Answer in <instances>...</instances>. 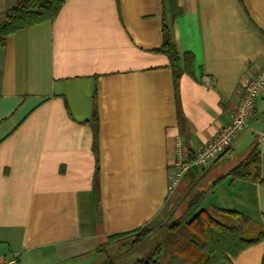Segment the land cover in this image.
I'll use <instances>...</instances> for the list:
<instances>
[{"label":"crops","instance_id":"crops-1","mask_svg":"<svg viewBox=\"0 0 264 264\" xmlns=\"http://www.w3.org/2000/svg\"><path fill=\"white\" fill-rule=\"evenodd\" d=\"M17 1L0 0V14ZM163 22L179 55L194 57L192 73L176 82L157 51ZM262 66L264 0H63L53 20L8 35L0 46V255L12 264H102L108 235L163 223L192 183L222 177L254 142L263 177L264 90L226 150L169 190L175 142L192 158ZM220 162L231 166L211 174ZM200 207L261 224L264 187L223 177ZM156 226L151 233L165 230ZM263 251L264 241L219 264H260Z\"/></svg>","mask_w":264,"mask_h":264},{"label":"trees","instance_id":"trees-1","mask_svg":"<svg viewBox=\"0 0 264 264\" xmlns=\"http://www.w3.org/2000/svg\"><path fill=\"white\" fill-rule=\"evenodd\" d=\"M62 4L63 0H18L13 6L7 7L0 14L4 18L0 22V46L4 45L8 35L17 30L53 20ZM157 51L168 57L174 82L182 73H192L193 55L190 53L179 55L165 22L162 24V42ZM92 115L95 125L94 111ZM223 177H230L232 180H248L264 187V176H261V160L255 142L225 175L217 177L205 189L198 191L188 200L185 197L189 194L190 189L186 190L181 199L182 210H178L179 213L176 216L173 214L178 205L168 211L164 210L163 215L167 219L161 224L157 223L156 227L163 226L166 233L176 232L183 227L187 228L189 232L185 245L184 243L176 245L175 241H169L164 249L161 245L149 257L136 259L130 264H219L222 261L235 258L248 247L264 241V216L263 222L260 224L234 210L215 209V213L212 214L207 209L200 207L205 196ZM171 217L175 218L169 221L168 218ZM154 228L155 225H145L111 234L107 236L105 242H113L130 235L134 236L135 242H138L147 237ZM102 264L115 263L106 261ZM260 264H264V251Z\"/></svg>","mask_w":264,"mask_h":264},{"label":"built area","instance_id":"built-area-1","mask_svg":"<svg viewBox=\"0 0 264 264\" xmlns=\"http://www.w3.org/2000/svg\"><path fill=\"white\" fill-rule=\"evenodd\" d=\"M208 84V79H204ZM264 90V66H262L254 76L245 79L241 84V90L238 102L228 110L227 121L223 124L215 135L196 149L194 156L190 160H184L180 142H175V158L171 162V178L169 181V190L176 187L182 174L192 166L206 167L215 160L230 145L236 134L241 131L247 123V119L254 108V102L261 91ZM264 141V136H260ZM264 152V146L261 149ZM2 264H12L14 258H8L0 255Z\"/></svg>","mask_w":264,"mask_h":264},{"label":"rangeland","instance_id":"rangeland-1","mask_svg":"<svg viewBox=\"0 0 264 264\" xmlns=\"http://www.w3.org/2000/svg\"><path fill=\"white\" fill-rule=\"evenodd\" d=\"M229 165L231 166L229 162H220L210 169V173H216V175H218L223 171V169L225 170L226 167H229ZM205 187V181L202 178L197 179L196 182L192 183V185L190 186V192L186 196V200H188L189 197L195 195L198 191L205 189ZM209 194H207L205 198ZM205 198L203 199V201L205 200ZM178 210H182L181 204H178V207L176 208V211L173 215L176 216L179 213ZM163 218L167 219L165 216ZM174 218L175 217H171L168 218V220L172 221L174 220ZM157 223L158 220L153 221L151 224H148V226L157 225ZM188 232V229L185 227L172 233H166L165 230L160 229L156 230L153 233H150L147 237L138 242L134 241L135 238L134 236L131 237L132 235L113 242H104L100 246V258H102L104 261H113L115 264H130L133 263L136 259L149 257L156 250V248L161 245L164 249V247H167V245L169 244V241H175L176 245L178 243H184L185 245V243L187 242Z\"/></svg>","mask_w":264,"mask_h":264},{"label":"water","instance_id":"water-1","mask_svg":"<svg viewBox=\"0 0 264 264\" xmlns=\"http://www.w3.org/2000/svg\"><path fill=\"white\" fill-rule=\"evenodd\" d=\"M4 18H3V16L2 15H0V22L3 20Z\"/></svg>","mask_w":264,"mask_h":264}]
</instances>
